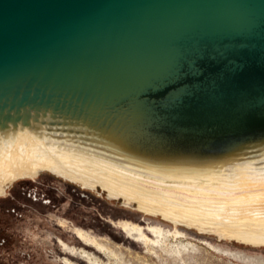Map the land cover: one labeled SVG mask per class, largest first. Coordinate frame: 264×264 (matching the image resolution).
I'll return each mask as SVG.
<instances>
[{
	"label": "water",
	"instance_id": "water-1",
	"mask_svg": "<svg viewBox=\"0 0 264 264\" xmlns=\"http://www.w3.org/2000/svg\"><path fill=\"white\" fill-rule=\"evenodd\" d=\"M24 130L162 169L261 165L264 0H0V138Z\"/></svg>",
	"mask_w": 264,
	"mask_h": 264
},
{
	"label": "rangeland",
	"instance_id": "rangeland-1",
	"mask_svg": "<svg viewBox=\"0 0 264 264\" xmlns=\"http://www.w3.org/2000/svg\"><path fill=\"white\" fill-rule=\"evenodd\" d=\"M62 220L115 254L79 236L81 242ZM0 264H264V244L175 225L139 211L135 202L110 198L100 186L89 190L43 171L17 179L0 195Z\"/></svg>",
	"mask_w": 264,
	"mask_h": 264
},
{
	"label": "bare ground",
	"instance_id": "bare-ground-1",
	"mask_svg": "<svg viewBox=\"0 0 264 264\" xmlns=\"http://www.w3.org/2000/svg\"><path fill=\"white\" fill-rule=\"evenodd\" d=\"M127 162L81 142L18 131L0 138V195L17 179L47 171L89 190L100 186L110 198L122 197L126 205L135 202L139 211L175 225L264 244V156L261 165L246 162L225 168L162 169ZM89 240L115 254L110 246Z\"/></svg>",
	"mask_w": 264,
	"mask_h": 264
},
{
	"label": "flooded vegetation",
	"instance_id": "flooded-vegetation-1",
	"mask_svg": "<svg viewBox=\"0 0 264 264\" xmlns=\"http://www.w3.org/2000/svg\"><path fill=\"white\" fill-rule=\"evenodd\" d=\"M36 177V176H35ZM35 177H32V178H28V179H34ZM62 226L66 229V231L68 232H73V234L75 235V237L80 240L82 242V240L80 239V237L82 239H84L85 241L87 242H91L89 240L90 237H87V235L84 234L83 231H80V230H77V228L75 227V223L74 222H69L67 220H62L60 221ZM121 226L125 229V230H128L129 233L135 231V228L133 226H131L130 224L126 223V222H121L120 223ZM77 230V231H76ZM80 236V237H79ZM61 242V245L66 249L68 250V246L66 243H64L62 240H59ZM95 245V244H94Z\"/></svg>",
	"mask_w": 264,
	"mask_h": 264
}]
</instances>
